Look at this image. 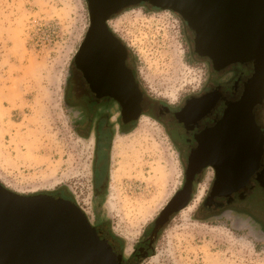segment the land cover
Here are the masks:
<instances>
[{
    "label": "rangeland",
    "instance_id": "obj_1",
    "mask_svg": "<svg viewBox=\"0 0 264 264\" xmlns=\"http://www.w3.org/2000/svg\"><path fill=\"white\" fill-rule=\"evenodd\" d=\"M89 26L86 0H0V184L73 201L128 257L179 192L184 164L160 122L143 115L113 128L104 188L94 198V137L75 127L70 82ZM112 27L129 42L150 99L171 106L203 86L207 67L175 13L141 4ZM198 200L170 217L144 264H264V236L253 224L198 220ZM245 206L264 216L260 191Z\"/></svg>",
    "mask_w": 264,
    "mask_h": 264
},
{
    "label": "water",
    "instance_id": "obj_2",
    "mask_svg": "<svg viewBox=\"0 0 264 264\" xmlns=\"http://www.w3.org/2000/svg\"><path fill=\"white\" fill-rule=\"evenodd\" d=\"M140 4L178 15L193 34L194 53L207 58L215 70L231 64L253 66L242 97L228 104L223 120L234 119L236 111L243 108L244 121L257 135V127L250 122L253 106L264 98V0H86L90 26L75 63L96 37L107 39L106 48L100 43L87 57L91 87H97L92 82L93 53L94 61L96 53L107 55L99 64L107 82L112 68L110 48L115 40L106 22L119 11ZM105 88L108 90V83ZM127 104L132 111L128 119L138 120V100L133 97ZM209 165L218 172L219 185L223 165ZM250 171L245 173L243 185L254 170ZM188 200L183 191L169 202L152 224L151 243L170 217L188 206ZM124 259V251L108 227L93 226L73 201L58 195L23 196L0 184V264H123Z\"/></svg>",
    "mask_w": 264,
    "mask_h": 264
},
{
    "label": "flooded vegetation",
    "instance_id": "obj_3",
    "mask_svg": "<svg viewBox=\"0 0 264 264\" xmlns=\"http://www.w3.org/2000/svg\"><path fill=\"white\" fill-rule=\"evenodd\" d=\"M126 9L111 16L106 22L107 29L115 40L112 42L113 47L110 48V58L113 78L116 83L118 82L117 86L108 85L106 90L107 77L103 78L104 71L101 70L92 80L97 87H91L89 74L83 70L80 61L79 64L74 63L70 77L73 87L71 95L75 96L73 105L77 108L75 127L84 138L90 133L94 137V198H98L104 188L107 150L113 128L124 130L134 122L128 119L132 111L126 105L134 97L138 100L139 118L143 115L154 117L175 142L184 164V180L179 190L180 196L183 191L188 193V207L199 196L198 203L201 202L196 208L197 219L215 222L227 217L236 222L245 219L264 236V216L252 212L245 206L246 199L254 189L260 191L264 197V98L253 106L251 111L250 124L257 127L258 133L255 136H248L247 141L252 149H258L255 152L258 153V161L246 185L241 181V185L231 186L230 190L225 188L224 191L221 184L220 187L218 185V172L209 165L220 164L225 167L220 182L226 183V167L233 158H228V121H224L223 117L228 104L235 103L242 97L244 84L253 74V66L249 63L231 64L224 69L215 70L207 58L198 56L205 62L207 78L197 93L183 96L171 106L150 99L146 86L140 79L139 69L133 62L129 42L112 27L117 16ZM187 32L189 39L192 38L193 41L192 32L190 30ZM100 40L106 48V37ZM194 55L197 56L195 53ZM106 57V54L97 55V62H102ZM238 123L242 133L236 137V160L239 158L238 162H242L244 120L239 119ZM228 190L232 192L228 194ZM99 225L104 224L95 223L93 226ZM152 230L153 225L134 246L131 254L124 257L123 264H144L150 258L155 243V241L151 243L149 239Z\"/></svg>",
    "mask_w": 264,
    "mask_h": 264
},
{
    "label": "bare ground",
    "instance_id": "obj_4",
    "mask_svg": "<svg viewBox=\"0 0 264 264\" xmlns=\"http://www.w3.org/2000/svg\"><path fill=\"white\" fill-rule=\"evenodd\" d=\"M100 38L96 37L93 41V43H89L87 45V47L85 48V54H82L80 57L77 58L76 64H79V61L82 64V68L85 72H87V68H90V62L87 60V57L90 55V53L92 52L91 50L95 49L94 47L97 46V50L99 49L98 47L100 46ZM93 46V48H92ZM97 55H101L99 53L95 54V58ZM98 59H95L94 61V53L92 54V67L94 70V78L96 76H98V74L101 71V67L99 64H103L102 62H97ZM96 62V63H95ZM75 63V61H74ZM103 72V71H102ZM93 78V79H94ZM92 79V80H93ZM118 83V82H117ZM117 83L114 81L113 78V72H112V68L110 69V75H109V80H108V85L109 86H117ZM128 105V104H127ZM242 112V114H241ZM244 114H243V108L240 110L236 111L235 117H234V121L233 118L228 121L227 127V137L229 139L228 141V158L230 159L233 158V161L228 162L227 164V178H226V183H219V187L221 184L222 189L225 191V188L230 189V187H234L236 185L241 184V181L243 182V177L245 175L246 172H249L251 169L254 170L256 168L257 165V161H258V153H255L258 151V149H252L249 145H248V141L247 138L250 135H254L253 130L251 129V127L246 124V122L244 121L243 124V135H244V149H243V160L242 162H238L239 158L236 160V137L237 135H240L242 133L241 131V127L239 126V123L237 124V120L239 119H243L244 120ZM225 167H222V171L224 170ZM251 170V171H252ZM250 171V172H251ZM189 205V204H188ZM188 207V206H187ZM186 207V208H187ZM185 209V208H184ZM183 209V210H184ZM191 210V208H187L185 211L189 212ZM182 211V210H181ZM180 211V212H181ZM179 212V213H180ZM128 252V250L125 251V254Z\"/></svg>",
    "mask_w": 264,
    "mask_h": 264
},
{
    "label": "trees",
    "instance_id": "obj_5",
    "mask_svg": "<svg viewBox=\"0 0 264 264\" xmlns=\"http://www.w3.org/2000/svg\"><path fill=\"white\" fill-rule=\"evenodd\" d=\"M63 199H65L64 197H62ZM65 200H67V199H65Z\"/></svg>",
    "mask_w": 264,
    "mask_h": 264
}]
</instances>
